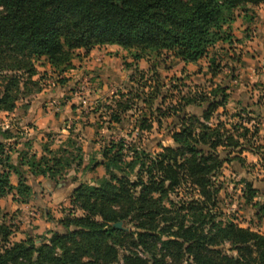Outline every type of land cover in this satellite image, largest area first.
Masks as SVG:
<instances>
[{"label":"trees","instance_id":"obj_1","mask_svg":"<svg viewBox=\"0 0 264 264\" xmlns=\"http://www.w3.org/2000/svg\"><path fill=\"white\" fill-rule=\"evenodd\" d=\"M261 5L264 0H0V114L14 113L20 100L46 88L38 62L44 60L61 79L81 57L78 51L87 57L103 46L131 52L134 66L156 61L150 68L156 84L149 100L139 88L113 95V103L106 106L108 132L124 124L134 109L132 97L151 108L148 118L136 122L140 133L152 132L155 125L162 128L189 107H205L201 117L181 116L171 132L176 147L161 145L157 154L142 148L127 163L125 140L108 141L101 152L108 178L75 189L70 205L81 216L71 213L58 220L61 230L50 231V238L12 242V227L0 219V264H264V236L224 219L217 181L225 164L219 150L244 151L245 142L251 144L257 132L250 134L243 126L228 129L223 122L211 125L228 103L226 86L189 93L165 107L169 97L163 89L168 85L157 70L170 57L186 65L207 59L216 77L222 66L210 51L232 41L230 28L238 11ZM139 73L135 67L132 80ZM60 79L61 85L67 82ZM101 111L102 106L93 114ZM14 138L0 121V201L12 196L27 204L32 198L24 167L33 177L54 181L74 164L82 165L83 149L77 145L74 153L62 151L54 157L53 166L45 157L27 160L23 153L14 165ZM127 170H137L135 181ZM245 188L244 202L256 205L262 220L264 204L253 202L258 191L250 183ZM184 190L196 196L173 202L171 196ZM118 223L133 225L135 232L113 228Z\"/></svg>","mask_w":264,"mask_h":264},{"label":"rangeland","instance_id":"obj_2","mask_svg":"<svg viewBox=\"0 0 264 264\" xmlns=\"http://www.w3.org/2000/svg\"><path fill=\"white\" fill-rule=\"evenodd\" d=\"M222 51L223 50L221 49L215 50V48H213L210 51V54H212V56H218V58L223 61L224 65H221L223 68L222 70L225 69V76L229 83V81L235 79L234 77H236L235 70L237 69L235 67V57H238V53H234L235 57H233V60L230 58L231 60L229 63L227 57L224 53H222ZM121 54L123 56L122 61L124 62L125 68L129 69V67L133 65L131 52H126L120 47H110L106 50V56L115 57ZM155 63L156 61L151 59L150 61H141L135 65L136 69H138L140 72L138 77H136V80L141 83L138 85V81L132 80L134 74L131 75L130 81L132 85L129 83L130 88H128L127 92L139 88L141 93L143 91L145 92L144 99L149 100L153 85L156 84L154 83V80H152L153 73H150V68L154 67ZM206 63V60H202L197 65H191L193 70L189 72H198L201 74V72L207 68ZM37 68L41 75H43L45 78L43 84H45L46 87L55 88L57 86H61L58 80L60 78H58L54 70H52L44 60L37 63ZM157 70L160 74L161 82L168 85L167 89H163L165 94L169 97L168 102L165 103V107L168 105H175L177 100H179L182 96H188L189 93L191 95L200 91L210 92V90L214 88L213 85H217V83L210 79L206 80V83L204 82L202 85L194 84L192 81H190V79L188 80L187 77L189 76L186 77V73H188L187 67H183L178 62H176V59H172L171 57L161 65L159 63ZM139 76L143 77V79L139 80ZM61 79H63V77H61ZM227 84H225V86H227ZM262 85L264 84L262 83ZM73 86V94L77 90V87H83L82 92H79V95L81 96V94H86L90 91L91 84L82 80ZM127 92H122V90H120L118 93L127 94ZM132 92L136 93L135 91ZM112 98L113 95L106 97L98 104L96 103L93 105L92 109L86 107L83 114V117L86 121L70 120L67 121L65 124L66 126L64 125L62 130L60 129L51 131L45 134H41L36 131L32 124H29L28 127L26 124V118H28L29 115V103L32 101H37L38 97H36V95L20 100L14 113L0 114L1 123L6 129L12 130V133L15 137L11 141L12 150L14 151L13 162L19 161L20 155H18V153H23L27 156V160H31L34 155H36L38 160L41 159V157H45V159L49 161V165L53 166L52 159L56 156L58 157V154H61L62 151H68L70 154L74 153V145H77L83 149L81 167H78L77 164H74L68 172L63 173L64 175L61 178H57L54 181L44 177H33L27 168H23V171L26 174L27 183L33 184L34 188L43 187L44 190L48 189V191L50 190L52 193L50 194L47 191V193L44 195L43 190V193L41 192V194L38 195V200H35V197L32 196L27 204L13 201L12 196H8L1 200L0 219L7 222L12 227V242H19L21 240L31 238L36 240L37 243H40V238L51 237V235L48 234L50 231L61 230L60 225L57 223L61 218H64L71 213H76L77 216H81V212L72 210L70 205L71 196L80 184L97 186L101 182V179L107 177L105 168L101 166L103 159L101 152L103 150L102 148L107 144L108 141L112 140L115 143H118L121 139L125 140V145H127V148H129L126 153L127 163L131 162V159L134 156L133 151L139 153L142 148L144 150L150 151L152 154H157L161 152V145L176 147L171 138V132L179 125L181 116L186 117L188 113L200 116L203 114V110L205 108L189 107L179 116L171 118L166 124H164L162 128H159L155 125V128L152 132L140 133L138 130H136V122L139 119L141 120L143 117L148 118L150 116L151 108L150 105H147L148 103L143 105L141 100L132 97L131 100L134 105V109L127 113V115L124 117V131L120 129V131H118L117 127H114L108 132V125L106 124L108 115L105 114L106 106H109L113 103V100H111ZM61 100L62 105H64L69 102L70 98L64 97ZM100 106H102V111L98 114H94L96 117L92 118L93 122L96 121L94 123L96 124L95 131H98L97 136L94 135L93 138L92 145L94 144L95 146H88L86 144V135L84 134V131L90 129L89 127L91 121H89L87 118L90 117V114ZM86 112H88V114ZM214 118V124L217 122H223L228 126L226 127L228 129H231L230 127L233 126L245 127L244 120H247V118L242 117L241 112H235L230 107H227L224 109V111L220 110ZM261 141L264 142V139L260 140L257 138L255 148H259V146H261ZM43 147H49V150L46 151ZM255 156L259 158L257 164L253 163L248 165L244 171L246 170L247 174L250 175L249 177L255 178L260 182V185L257 186L259 189V195L253 202L255 204H264V163L261 160L260 155ZM245 162H247V160ZM126 173L130 175L131 180H136L137 170L134 172L127 170ZM12 177L15 182H18L16 175H13ZM217 178L218 185L222 187V191L219 194V208L224 214V219L234 220L237 224L242 225L241 227H250L264 236V219L262 222H259V208H257L256 205H247L246 202H244V193L246 190L243 181L244 177H236L232 174L229 168L224 167L222 173ZM58 185H62L61 188H58ZM190 196H196V194H193L191 190H184L182 192L173 194L171 199L173 202L178 203L180 200H187ZM14 204H16L18 208L19 206L25 205V208L15 210ZM123 228L128 232H135V228L131 224L124 223ZM229 249V246L225 247L226 252L229 254H234L229 252Z\"/></svg>","mask_w":264,"mask_h":264},{"label":"crops","instance_id":"obj_3","mask_svg":"<svg viewBox=\"0 0 264 264\" xmlns=\"http://www.w3.org/2000/svg\"><path fill=\"white\" fill-rule=\"evenodd\" d=\"M230 29L232 41L222 42L215 47V50H223L222 53L225 54L229 63L230 60H233V57H235L234 53H238V57H235V67L237 69L235 70L236 77L229 81V83L225 76V69L222 70L223 68L216 77L211 75L207 59H205L207 68L201 72V74L198 72H189L193 70L191 65L197 64H189L187 66L177 59L176 62L183 67H187L188 73H186V77L189 76L190 78L187 77L188 80L190 79V81L196 85H202L204 82L206 83L208 79L217 83V85H213L214 88L217 86H225V84L228 83L226 86L229 88L228 103L225 107L220 108L218 112L220 110L224 111L227 107H230L235 112H241L242 117L247 118V120H244V126L250 130V134L255 132H257V134L255 139L251 141V144H245L244 151H241V149H220L218 153H220L221 159L225 162L224 167L229 168L234 176L240 178L244 177V185H246V183L252 184L259 195V189L257 188V186L260 185L259 180L249 177L250 175H248L244 169L250 164H257L259 158L255 155H260L262 160V154L264 152L263 141H261V146H259V148H255L257 138L260 140L264 139V85H262V83L264 84V5L258 7L248 6L246 10L238 12L236 20ZM110 47L117 46L97 47L90 51L87 57H84L85 51H78L81 57L73 60V69L61 76L63 79H66L67 82L55 88L46 87L42 93L36 95V97H38L37 101L29 103V115L28 118H26L27 127L29 124H32L34 129L41 134L60 129L62 130L67 121H86L83 117L86 107L92 109L93 105L96 103L98 104L106 97L118 93L120 90H122V92H127L128 88H130L129 83L132 85L130 76L134 74V62H132L133 65H131L129 69H126L122 61V54L115 57L106 56V50ZM218 61L221 65H224L223 61L220 59ZM138 63H135V65ZM82 80L91 84L90 91L86 94H81V96H76L72 92L73 85ZM64 97L70 98L68 103L62 105L57 110L49 108L48 105L50 103L56 101L62 102L61 99ZM86 113L88 114V112ZM93 117L96 116L91 113L90 117L87 118L91 121L90 129L84 131L86 135V144L88 146L94 145H92V143L96 132V124H94L96 121H92ZM199 117H201V115ZM214 119L211 125H216L218 123L214 124ZM124 125L125 124L116 126L117 130L124 131ZM257 151L261 154H257ZM244 160H247V162ZM17 163L18 161L13 162L14 165ZM11 181L14 186H17V182L13 180V177ZM28 185L33 189L35 200H38V195H40L41 192L43 193L44 188H34L33 184L30 183H28ZM47 191L48 189L44 190L43 194L45 195ZM48 192L50 194L52 193L50 190ZM16 206L17 205L14 204L15 210L25 208V205L19 206V208ZM263 219H259V222H262ZM241 226L242 225H240V227Z\"/></svg>","mask_w":264,"mask_h":264},{"label":"built area","instance_id":"obj_4","mask_svg":"<svg viewBox=\"0 0 264 264\" xmlns=\"http://www.w3.org/2000/svg\"><path fill=\"white\" fill-rule=\"evenodd\" d=\"M81 86L77 87V90L75 91L74 95L78 96L79 95V92L81 91L82 92V88H80ZM61 102L60 101H56V102H52L50 103L48 106L50 109H59L61 107Z\"/></svg>","mask_w":264,"mask_h":264},{"label":"water","instance_id":"obj_5","mask_svg":"<svg viewBox=\"0 0 264 264\" xmlns=\"http://www.w3.org/2000/svg\"><path fill=\"white\" fill-rule=\"evenodd\" d=\"M61 186L62 185H58V188H61ZM113 228L122 229L123 228V223L115 224Z\"/></svg>","mask_w":264,"mask_h":264}]
</instances>
